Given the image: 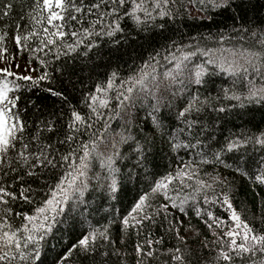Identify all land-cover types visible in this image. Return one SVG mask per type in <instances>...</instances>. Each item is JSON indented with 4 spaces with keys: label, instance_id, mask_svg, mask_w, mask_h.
<instances>
[{
    "label": "trees",
    "instance_id": "obj_1",
    "mask_svg": "<svg viewBox=\"0 0 264 264\" xmlns=\"http://www.w3.org/2000/svg\"><path fill=\"white\" fill-rule=\"evenodd\" d=\"M40 2L0 0V35L4 36L0 44L7 49L3 53L5 58L12 60L15 57L24 62L34 69L35 76L45 70L50 73L49 80L35 86L30 81H17L21 87L15 94L20 97V107L14 111L24 122V133L18 136L14 152L7 157L0 156V186L13 193H19L21 187L30 189L27 192L30 202L5 197L7 204H0V222L7 219L13 229L21 226L24 214L31 215L34 208L47 198L49 186H54L65 170H70L69 164H79L82 144L100 137L96 140L98 147L103 139L115 135L123 127V108L116 109V95L120 90L116 86L149 61L150 56L156 57L155 61H149L155 70L163 71L174 62L165 57L169 52L179 55L178 49H211L214 53L221 48L236 52L245 49L264 52V43L260 42L264 36V0H229L226 7L218 8L199 0H169L166 10L170 15L160 17L157 15L159 9H150L154 17L150 19L144 17L143 12H138L139 24L126 15L131 7L130 0H126L123 6L116 5L118 11L115 16L108 15L112 0H104L103 3L101 0H83L82 13H74L82 19L79 23L65 20L66 30L79 32L95 20L97 23L90 28L93 35L71 53L62 47L57 52L51 50L54 46H46L42 53L31 54L17 48L13 37L31 30L33 21L30 14L35 15L33 5ZM73 2L79 5L80 0ZM4 4L11 7L5 10ZM91 4L99 7L89 13ZM114 18L118 19L120 30L111 37L102 35L101 30L106 31ZM36 19L40 17L36 16ZM44 26H47L46 22ZM36 27L41 31L39 26ZM64 39L71 42L70 36ZM28 43L34 48L39 45V40L32 38ZM87 44H92V47L87 48ZM38 59L46 61V65L39 64ZM207 60L199 52L192 57V65L200 64L206 69L200 83L186 81L173 86L163 94L155 108L152 100L142 107L136 101L131 124L125 128L126 137L118 146L113 165L116 169L113 173L116 191L110 192L109 171H99L93 153L86 170L90 176L87 189L82 197L70 201L57 217L55 226L42 242V254L36 264H57L60 256L89 231V226L103 225H108L109 239L98 238L94 250L87 254L79 248L74 249L66 264H262L264 255L260 253L243 257L232 254L231 261H224L218 255L221 250L228 254L226 245L229 238L223 232L233 225L223 205L225 193L241 220L254 233L264 235V184L254 180L264 166V145L256 144L254 139L264 133V99L246 98L250 89L264 87V57L245 66L247 72L243 68L227 72L217 65L205 63ZM113 72L117 77L114 88L108 93L109 106L99 110L102 115L97 120L91 116L87 106L91 102L89 97L95 92L96 85H105ZM47 88L62 95L52 96L45 90ZM192 97L197 98L194 103L198 110L180 117L179 112ZM72 111L84 117L85 123L70 128ZM153 118L160 122V128L154 125ZM188 121L193 122L191 126ZM105 122L108 125L106 129ZM49 123L51 129L47 127ZM34 136L38 139H33ZM68 136L72 139L69 140ZM229 141L239 144L229 151ZM21 142L28 145L26 151L29 153H38L47 145L48 158L56 167H32L31 158L24 164L17 156L21 152ZM172 143L179 146L173 150ZM184 144L195 147H184ZM88 146L91 148V143ZM70 152L75 154L69 156L67 162L63 161L61 157ZM217 152L221 153L222 163L215 159ZM204 159L208 162H202ZM186 164L191 165L189 171L195 172V179L205 181L210 187L193 192L195 179L188 180L186 183L191 187H184L183 192L194 196V199L187 201L183 212L169 205L167 219L164 211H153L167 201L162 196L150 197V207L145 209V213L151 219H141L140 215L133 213L141 223L135 224L130 218V226L122 232L121 220L139 196L149 192L157 178L175 174ZM28 171L35 175H26ZM179 184L176 181L174 187ZM205 196L210 198L207 202ZM197 208L199 216L196 215ZM208 212L223 220V224L217 227L208 220ZM232 230L239 231L236 228ZM148 239L153 240L151 249L146 244ZM157 240L160 243H155ZM237 242H241L239 236ZM137 244L145 252L150 250L152 255L141 253L138 256ZM222 244L225 246L223 249ZM176 249H179L181 261L172 259ZM0 264H8V261Z\"/></svg>",
    "mask_w": 264,
    "mask_h": 264
},
{
    "label": "snow or ice",
    "instance_id": "obj_2",
    "mask_svg": "<svg viewBox=\"0 0 264 264\" xmlns=\"http://www.w3.org/2000/svg\"><path fill=\"white\" fill-rule=\"evenodd\" d=\"M104 0H101L103 3ZM126 0H112V7L108 8V15L115 16L118 8L117 4L123 6ZM131 7L126 15L137 24L140 23V16L137 15L138 12H143L144 17L154 18L152 11L159 9L157 15L164 17L165 15H170L166 10L169 0H130ZM213 8L226 7L229 4V0H209ZM147 5V6H146ZM4 9L7 10L11 7L9 4L3 5ZM84 7L83 0H80L79 5L73 0H41L40 3L33 5V12L35 15L30 17L33 21V27L30 31H27L24 34H17L13 37L17 48H22L25 51H29L31 54L42 53L46 46H54L51 50L57 51L62 47L67 49L69 53L76 51V49L85 42V40L92 36L93 33L90 31V28L97 21L93 20L89 22L88 28H81L79 32L75 30H66L65 20L80 22L82 16L74 15V13H82ZM98 4H91L88 6L89 13L92 9L98 8ZM7 12L5 11V15ZM36 16H39L40 19H36ZM103 16V13H101ZM46 22L47 26H44ZM39 26L41 31H37ZM120 30L119 22L117 18H114L110 21V24L107 27V30H101L102 35H107L111 37L115 32ZM254 35V34H253ZM66 36L71 37V42L65 40ZM32 38L39 40V45L37 47H30L29 41ZM4 40V36L0 35V42ZM223 40V37H221ZM59 42V43H57ZM261 43H264V36L261 38ZM87 48H91L92 44H87ZM7 51L6 48L0 44V55ZM213 50L208 49L204 51L200 48H197L195 51H183L178 49L179 55H173L169 52L168 56L165 59H171L174 61L172 69L165 73L166 78H171L173 81L176 80L177 76L187 75L189 82L200 83L201 77L204 75L206 69L200 64H196L193 67H189V64L198 52L204 56H208L209 59L205 62L207 64H216L218 67L222 68L224 71H240L243 68V71L247 72V68L243 65H234L233 61H225L223 55L219 58H212L210 53ZM222 54L228 53L233 57L237 56L236 51L229 52L228 49L221 48L219 50ZM159 55V54H157ZM239 56L245 59V63L252 61H260L264 57V52H252L245 49L243 52L239 53ZM253 57L255 60H253ZM59 58V55H57ZM156 57L150 56L149 61H155ZM145 61L140 68L129 74L125 79L120 81L118 87L120 90L117 91L116 98L118 103L116 104V109L120 110L126 105H134L139 99L138 93L142 94L144 97L151 96L155 101L154 108L157 107L160 103V97L157 95L156 89L159 88V85H155L153 88H149V81H155L156 76L153 74L155 68L149 62ZM38 63L41 65H46V61L38 59ZM227 64V67H224V64ZM18 67V65H17ZM34 69H28L27 71L31 72ZM9 77H15V79H8ZM50 73L46 70L41 74L32 76L30 74H17L10 71L8 68H0V156H5L10 152L15 151V143L18 139V136H22L24 133V122L20 115L14 111V109H19L20 107V97L17 96L16 90L21 86L17 81L31 82L32 86L37 85L41 81L49 80ZM117 77V73L113 72L109 75L108 80L105 85L97 84L95 92L92 93L89 97L90 103H88V108L90 109L91 116H95L97 120L100 118L102 113L99 111L102 108H107L109 106L110 97L108 95L109 91L112 90L115 86L114 82ZM52 96L60 97L62 94L58 91L53 90L52 88L45 89ZM255 97L264 99V87L260 89L252 88L249 90L247 99L251 100ZM239 99V97H234ZM196 97H192L188 105L179 112L180 117H184L185 113L191 112L193 110H198L196 108ZM223 109H221L222 111ZM71 121L69 127L73 128L78 124H84L85 118L82 117L78 112H71ZM153 123L157 128H160V122L153 118ZM191 126V121L187 122ZM49 129L52 128V125L47 124ZM89 127L91 124L89 123ZM105 129L108 127L107 122L104 125ZM69 140L72 139L71 136L67 137ZM33 139H38L33 137ZM100 137H97L96 140H99ZM174 139V137H173ZM255 143L258 145H264V133L254 137ZM96 140L86 142L80 147L82 149V155L79 157V164H69L68 168L70 170H65L63 175L54 183V186H49L47 192V198L43 199L39 206L35 207L31 215H23V223L20 227L12 228L7 221L4 219L0 222V262L8 261V264H12L13 261L17 264H36L39 261L42 254V242L45 240V237L52 231L55 226V222L58 216L65 211V206L75 199H79L83 196L84 191L87 189V168L88 161L93 153L96 152L97 144ZM247 140L244 141L246 143ZM88 143H91V148H89ZM239 142L229 141L227 143V149L231 151L233 148L238 146ZM179 145L177 143H172L171 147L175 150ZM184 147H195V145L184 144ZM47 145H44L37 152H27V144L21 142V152L17 153L19 159L27 164L29 158L33 160L32 167L43 166L45 168H55L56 165L52 159L48 158ZM113 147H116L114 144ZM140 146L137 145L139 150ZM74 152H70L67 155L61 157L65 162L68 161L69 156L74 155ZM109 155L104 157L102 160V167H105L109 171V176L111 182L108 185L110 192L116 191V178L113 173L116 169L113 167V156ZM215 159L219 162L221 153L217 152L214 154ZM202 162L207 163L208 161L204 159ZM63 166V165H61ZM191 165L186 164L178 168L175 174L168 173L162 177H159L155 180L154 184L151 185L149 192H145L139 196L135 204L132 206L131 210L121 220L122 232L125 231L130 225L129 220H133L135 224H140L141 220L136 219L133 216V213L140 215L141 219H151L149 215L145 213V209L150 207L148 205V200L150 197L162 196L167 203L160 204L159 209H153V211H164L165 218L167 219V209L170 205L173 209L178 208L181 212L184 211V205L189 199H194V196H189L187 193L183 192L184 187H191L186 182L188 180L195 179V172L189 171ZM15 171V169H13ZM237 171H240L237 169ZM247 175V173H241ZM26 175L32 176L35 175L33 172L28 171ZM214 180L216 178H213ZM255 182L264 184V166L261 167V170L258 171L254 177ZM176 181H179L180 184L177 187H174ZM196 187L193 188V192H200L204 187H210L205 181L195 179ZM30 189L21 187L19 193H13L8 191L5 187L0 186V204H7L5 197H10L12 200L17 198L29 201L30 197L27 195ZM210 198L205 196V201L207 202ZM215 202V201H213ZM223 205L226 206L228 210V218L233 221V225L227 231L223 232V235L228 237V243L226 245L228 249V254L224 250L219 251L218 258L223 259L224 261H231L232 254L236 257H243L248 255H256L260 253L264 255V235L254 233L253 229L249 227L247 223L241 220L240 215L233 209L232 204L229 201V196L227 193L223 196ZM196 215H200V210L197 208ZM6 213H10L9 209H5ZM208 220L212 221L217 227H220L223 224V220L218 217H214L211 212H208ZM171 223V222H169ZM211 228L212 225L209 224ZM232 228H236L239 231H233ZM108 225H103L101 227H91L89 226V231L80 236V238L73 243L67 251L60 256L57 264H66L67 259L71 255L74 249L79 248L82 253L87 254L90 251L94 250L96 241L98 238H102L104 241L109 239L108 236ZM237 236L240 237L241 242H237ZM179 238V237H178ZM155 243H160L159 240ZM148 249H151L153 245V240L148 239L146 241ZM225 246L222 244L221 248ZM137 255L151 256L152 252L144 251L143 247L140 244L136 245ZM176 254L172 256L173 261H181L182 257L179 255V249L175 250ZM264 264V261H262Z\"/></svg>",
    "mask_w": 264,
    "mask_h": 264
},
{
    "label": "rangeland",
    "instance_id": "obj_3",
    "mask_svg": "<svg viewBox=\"0 0 264 264\" xmlns=\"http://www.w3.org/2000/svg\"><path fill=\"white\" fill-rule=\"evenodd\" d=\"M199 1H203L205 3H208L211 5V3H209V0H199ZM231 52V51H229ZM239 53L241 52H237V56L233 57L228 53H224L222 54L220 51L219 52H212L210 53V56H212V58L216 59L219 58L223 55V58L225 61H233L234 65H243V67L248 66L250 64H252V61H249L248 63H245V59L239 56ZM207 59H209L208 56H206ZM254 60V57H253ZM192 60L189 64V67H193L194 65H192ZM174 62L172 63V65L163 70V71H157L155 70V72L153 73L156 76V80L155 81H149V88H153L155 85H159V88L156 89L157 91V95L161 98L163 96V94L169 92L170 90H172L173 86H179L182 83H185L186 81H189L187 78V75H180L176 77V80L173 81L171 78H166L165 77V73H167L170 69H172ZM18 65V67H17ZM216 65V64H213ZM8 68L10 71H12L13 73H17V74H30L32 76H35L34 71H27L28 69H32V67L28 66L27 64H25L24 62L19 61L18 59H16L15 57L12 60H7L5 58V56L2 54L0 55V68ZM224 67H227V64H224ZM229 72V71H227ZM139 99L137 100V103L139 106H146V104L148 103V101L152 100L151 96L148 97H144L142 94H137ZM155 103V101H154ZM134 106L135 105H126L125 107H123V111H122V125L123 127L117 131V133L115 135H110L107 138L103 139L100 144L98 145L96 152H95V159L97 161V165L99 167V171H105L108 172V169L105 167H102V160L104 157H107L109 155H112L113 153H116V155L113 156V165L115 163V160L117 158V154H118V146L119 144L125 139L126 137V131L125 128L129 127L132 121V117H133V111H134ZM105 108H102L100 110H103ZM116 145V147H113V145ZM87 172V171H86ZM98 177V176H97ZM92 178V176H91ZM90 181V176L89 173L87 172V178H86V183L88 184V182Z\"/></svg>",
    "mask_w": 264,
    "mask_h": 264
}]
</instances>
